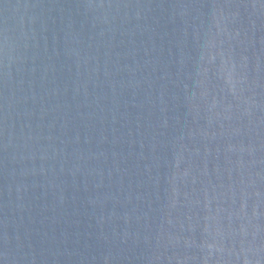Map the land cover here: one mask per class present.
Segmentation results:
<instances>
[{
	"label": "water",
	"instance_id": "95a60500",
	"mask_svg": "<svg viewBox=\"0 0 264 264\" xmlns=\"http://www.w3.org/2000/svg\"><path fill=\"white\" fill-rule=\"evenodd\" d=\"M0 264H264V0H0Z\"/></svg>",
	"mask_w": 264,
	"mask_h": 264
}]
</instances>
